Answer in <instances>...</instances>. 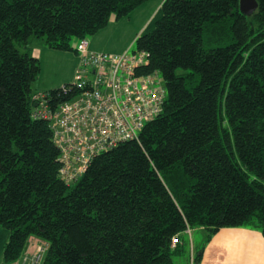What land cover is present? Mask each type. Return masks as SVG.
<instances>
[{"label":"trees","instance_id":"trees-1","mask_svg":"<svg viewBox=\"0 0 264 264\" xmlns=\"http://www.w3.org/2000/svg\"><path fill=\"white\" fill-rule=\"evenodd\" d=\"M147 1L0 0L5 263L44 243L42 264H174L187 255V228H203L206 241L236 227L264 238V0L251 16L239 0H164L154 29L135 39L149 54L138 73L164 82L162 112L137 140L97 155L78 181L60 175L52 123L36 117L34 98L48 93L56 110L71 96L33 92L41 63L31 40L75 51L72 39Z\"/></svg>","mask_w":264,"mask_h":264},{"label":"built area","instance_id":"built-area-1","mask_svg":"<svg viewBox=\"0 0 264 264\" xmlns=\"http://www.w3.org/2000/svg\"><path fill=\"white\" fill-rule=\"evenodd\" d=\"M79 59L74 80L61 90L71 98L52 110L48 93L37 95L36 117L50 120L60 149V175L67 184L78 181L100 153L137 140L149 121L161 112L166 89L158 72L139 74L149 62L146 51L130 48L122 54L95 52L87 38L75 48ZM190 235L187 228L184 232ZM172 238L171 246L178 243ZM14 264H42L47 244H34Z\"/></svg>","mask_w":264,"mask_h":264},{"label":"rangeland","instance_id":"rangeland-1","mask_svg":"<svg viewBox=\"0 0 264 264\" xmlns=\"http://www.w3.org/2000/svg\"><path fill=\"white\" fill-rule=\"evenodd\" d=\"M156 1H147L143 3L146 4L144 7L138 6L127 16L121 18L111 15L104 28L100 29L96 34L87 37L92 46L91 48L95 47L97 51L115 54L117 50L129 44L130 51H134V39H136L134 38V33L139 30L141 31L140 33L151 32L155 27L156 20L161 16L160 7L155 8ZM78 42L79 39H72L70 42L72 48H76ZM31 46L32 55L38 58L41 63V74L33 84V92L35 94L59 89L62 88L64 83L70 84L73 82L75 71L79 64L76 51L51 49L44 40L37 38L31 40ZM10 235L8 229L0 226V264H7L4 262L3 254ZM184 240H188V236H184ZM191 240L192 245L189 246V249L194 247L196 254L200 253L202 249L198 250V248L203 241L202 233L197 228L192 231ZM34 249V244H31L28 248L29 251H34ZM173 261L174 264H189L188 256L175 257Z\"/></svg>","mask_w":264,"mask_h":264},{"label":"crops","instance_id":"crops-1","mask_svg":"<svg viewBox=\"0 0 264 264\" xmlns=\"http://www.w3.org/2000/svg\"><path fill=\"white\" fill-rule=\"evenodd\" d=\"M163 1L164 0H157L155 8L161 7ZM144 5L146 4H142L139 7H144ZM140 32L139 30L134 33V38H137V36L141 34ZM91 47L90 44V49L92 51L101 52L99 50L97 51V48L94 46V48ZM128 49L129 44H126L124 47L117 50L115 54H122ZM66 84L68 83H64L63 86ZM193 230L194 229H192V231ZM197 230L202 233L203 241L201 244L202 247L199 246L198 248V250L202 249L201 252L198 253V255H201V264H264V238L260 231L243 227L223 228L206 241L207 233L205 230L203 228H197ZM192 231L190 235H184L185 237L188 236V240H185L187 244V255L185 256H188L189 264H194L192 257L196 254L194 247L191 246L192 248L189 249V246L192 245Z\"/></svg>","mask_w":264,"mask_h":264},{"label":"water","instance_id":"water-1","mask_svg":"<svg viewBox=\"0 0 264 264\" xmlns=\"http://www.w3.org/2000/svg\"><path fill=\"white\" fill-rule=\"evenodd\" d=\"M258 8L256 0H239V9L245 16H251ZM197 264V263H195Z\"/></svg>","mask_w":264,"mask_h":264}]
</instances>
